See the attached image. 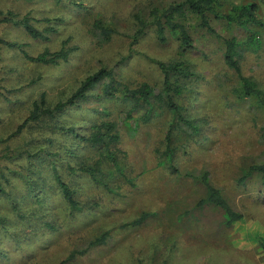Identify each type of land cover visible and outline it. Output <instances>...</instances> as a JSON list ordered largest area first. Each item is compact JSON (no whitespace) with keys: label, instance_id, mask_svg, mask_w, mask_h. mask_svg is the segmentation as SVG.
Instances as JSON below:
<instances>
[{"label":"rangeland","instance_id":"1","mask_svg":"<svg viewBox=\"0 0 264 264\" xmlns=\"http://www.w3.org/2000/svg\"><path fill=\"white\" fill-rule=\"evenodd\" d=\"M173 1L181 0H0V13L29 14L41 29L47 17L63 19L47 39L33 38L22 26L0 22V38L22 44V49L33 56L46 48L58 50L69 38L68 47L75 49L66 62L40 65L27 59L22 49L2 46L0 139L21 123L41 93H47L53 102L65 99L80 80L103 66L121 69L124 81L131 85L159 83L155 61L179 57L182 50L172 36L161 43L152 31L132 45L134 15L140 12L148 17L154 6H167ZM217 1L216 10L221 14H228L234 6L256 2L257 15L264 23V0ZM101 17L117 30L111 41L98 40L89 33L93 21ZM195 22L191 27L195 48L183 57L193 63L200 76L181 101L200 120V131L189 138L180 134L181 129L176 130L180 135L176 142L184 147L174 160L176 169L162 164L159 153L165 148L172 114L160 113L137 127L135 133L128 125L132 120L124 122L130 106L102 97V87L94 89L73 111L75 123L80 127L96 111L99 118L119 123L123 136L119 146L125 152L121 164L135 186L125 183L119 171L116 182L122 188L114 194L91 190L84 179L72 180L74 187L83 190V199L95 192L99 206L73 216L61 207L56 237L37 225L28 227L25 236L28 229H23L27 226L10 213L12 206L0 196V215L12 219L6 225L18 232L20 240L17 246L0 235V264H60L74 248L86 246L106 230L111 232L108 243L91 248L67 264H264L260 244L264 239V177L256 172L247 175L252 165L264 162V109L254 99L238 98L232 93L237 80L224 60V38ZM211 23L224 37L246 40L257 34V42L244 47L241 65L243 72L264 88V25L239 26L215 17ZM118 61L123 62L117 65ZM63 141L70 144L67 138ZM19 162L1 164L12 168L11 172L5 170L11 184H4L16 193L24 188L22 175L32 173ZM207 171L210 182L244 216L232 226L224 224L222 209L197 205L206 192L200 176ZM45 176L50 179L49 172L45 171ZM34 178L37 183L38 176ZM50 193L53 198H61L60 193ZM57 203L61 200L53 201L50 208L57 207ZM144 211L153 214L140 225L123 228ZM3 230L0 225V232Z\"/></svg>","mask_w":264,"mask_h":264},{"label":"trees","instance_id":"2","mask_svg":"<svg viewBox=\"0 0 264 264\" xmlns=\"http://www.w3.org/2000/svg\"><path fill=\"white\" fill-rule=\"evenodd\" d=\"M217 2V0L173 1L167 6H154L148 17L140 12L134 15L135 32L132 35V45L139 43L152 31L161 43L172 36L182 50L179 57L155 61L161 77L159 83L142 82L131 85L130 82L124 81L120 73L121 69L103 66L80 80L78 87L74 88L65 99L53 102L48 98L47 93H41L34 99L21 123L8 136L0 139V196L6 199L9 207L12 206L13 210L10 213L15 214L16 219L27 226L23 231L32 225H37L54 232L56 237L61 207H65L73 216L99 206L95 192L92 191L89 197L83 199V190L74 187L72 180L81 178L86 180L91 190L97 188L114 194L122 188V184L116 182L119 171L125 176V183L135 186L134 179L126 175L125 168L121 164L125 152L119 146L123 137L119 123L113 119L99 118L97 114L99 111L91 113V119H88L87 123H82L80 127L75 123L73 111L98 87H102V97L115 99L130 106L125 112L124 122L128 123L131 119V124L128 125L135 133L138 132L137 127L148 124L162 112L173 115L172 124L165 138V148L159 153L162 164H168L172 169H176L174 160L177 152L184 149L176 142V137L180 136L176 130L181 129L180 134H187L189 138L196 137L200 131V120L193 116L181 101L186 93L193 90L192 84L200 76L194 69L193 63L183 57L184 53L195 48L191 34V27L195 21L196 25L224 38V60L237 80L233 85L232 93L238 98H252L264 109V88L255 79L246 75L241 65L244 47L255 44L258 40L257 34H251L246 40L234 36L224 37L215 31L211 23V18L215 17L239 26L247 27L249 24L262 26L264 23L257 15L259 5L256 2L243 3L234 6L228 14H221L216 10ZM1 15L0 22L22 26L31 37L41 39L49 38L51 33L57 31V25L63 21L60 17H47L45 27L41 29L34 24L35 18L29 14L20 15L8 11L0 13ZM116 31L114 27L107 25L103 17L96 18L89 29L93 38L104 41H111ZM70 40V38L65 40L58 50L52 51L46 48L35 56L23 50L22 44L2 38H0V49L2 46L22 49L26 58L32 62L40 65H58L62 61L66 62L75 50L68 47ZM122 62L118 61L117 65ZM63 117L68 118L65 121ZM262 131L264 142V127ZM63 138H67L70 144L68 141H63ZM17 161H21L18 164L23 166L26 164L30 168L29 172H32L31 175L29 173L22 175L25 185L18 193L7 189L4 184V182L11 184L5 170L9 169L11 172L12 168L1 165ZM39 166H42L44 171ZM45 171L49 172L50 179L45 176ZM15 172L17 174L18 171ZM254 172L264 177V162L252 165L247 175ZM36 175L41 182L38 180L35 183ZM200 180L206 192L198 201V206L213 205L222 209L224 224L227 226H232L244 218L241 212L230 205L222 191L210 182L208 171L200 176ZM49 181L52 182L51 186H48ZM51 191L60 193L61 198H53ZM56 200H61V203H57V207L51 209L50 205ZM152 214L144 211L140 216L123 225V228L140 225ZM11 221L10 217L0 215V225L4 228L0 235L13 240L18 246L20 243L18 232L11 231L12 229L6 225ZM28 231L29 229L24 232L25 236ZM109 239H111L109 230L101 232L86 246L70 251L60 264L72 262L79 256L85 255L91 248L105 245ZM260 244L264 249V239Z\"/></svg>","mask_w":264,"mask_h":264}]
</instances>
